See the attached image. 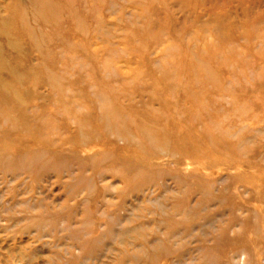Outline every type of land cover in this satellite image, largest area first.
Returning a JSON list of instances; mask_svg holds the SVG:
<instances>
[{
	"label": "rangeland",
	"instance_id": "obj_1",
	"mask_svg": "<svg viewBox=\"0 0 264 264\" xmlns=\"http://www.w3.org/2000/svg\"><path fill=\"white\" fill-rule=\"evenodd\" d=\"M51 1L47 21L0 0V154L65 153L32 170L0 160V264H264V0ZM140 123L166 140L140 149ZM195 135L197 151L173 145ZM136 155L204 176L211 197L189 177L195 213L170 218L181 187L128 182Z\"/></svg>",
	"mask_w": 264,
	"mask_h": 264
},
{
	"label": "bare ground",
	"instance_id": "obj_2",
	"mask_svg": "<svg viewBox=\"0 0 264 264\" xmlns=\"http://www.w3.org/2000/svg\"><path fill=\"white\" fill-rule=\"evenodd\" d=\"M32 1V7H34L36 14H37V18L39 20H41L42 18L44 20H51V18L53 16H56L58 14V10L55 6V4H53L54 2H52L51 0H31ZM31 5V4H30ZM55 6V7H54ZM60 11V10H59ZM27 12V11H26ZM34 13V12H33ZM24 17V16H23ZM3 64V59L2 56L0 54V66ZM26 101V100H25ZM3 108V107H2ZM0 108V109H2ZM2 116L6 117V119L9 118V113L7 108H4V110H1ZM9 115V116H8ZM15 117V116H14ZM116 120L119 119L118 114H116L115 116ZM119 121V120H118ZM121 122V121H120ZM119 134H126L128 136L132 135L130 134V131H126L123 132V128L119 129ZM134 132L135 134H137V146L140 147V149H144L148 148V149H152V147L154 146V143H158V141L162 140V142H164L167 138V133L165 132H160L157 131L155 128H152L148 125H145L143 123H140L139 125H136V127L134 128ZM139 134V135H138ZM173 139H175V142L177 144H174L173 141V145L176 148H181L183 151H186L188 149V145L189 147L192 146V144H194V146H196V151L197 148H200L203 145L204 141H207V138L205 135L203 136H199V135H195L193 140L190 142L188 140V138H181V136H172ZM169 139V138H168ZM129 143H133L132 138L128 139ZM152 143V144H149ZM172 145V146H173ZM173 146V147H174ZM187 147V148H186ZM226 148L231 149L233 151H237V146L233 145V144H226ZM139 149V150H140ZM205 150V149H204ZM138 151V150H137ZM18 153V154H17ZM172 152H169V156H171ZM205 153V152H204ZM64 150L63 149H57V148H53L52 145L49 146H38V147H31L28 150H18L16 153H2L0 154V160L2 159L1 162H4L5 164H7V162H11L12 164L14 163V165L16 166H21V167H25L29 170L32 169H38V168H43L44 167V163L45 161H48L49 164H55L56 162H60L61 159H63L64 156ZM5 156V159L3 158ZM9 159H7L8 157H10ZM14 157V159H12V157ZM63 157V158H62ZM197 159V158H194ZM66 160V158L64 159ZM131 165L128 166V168L126 167H121V171L122 173L128 177V182L130 180V182H134V183H139V185L144 186V185H155L157 184V181L162 177L169 174L170 176H172L177 184L181 187V195H179L178 197L174 196L177 200V202L174 203V206H169L171 208V211L169 213V217L170 218H174L176 216H178L179 214L182 215V218H188L191 215H194L195 213V208H192L190 206V204L187 202V193L190 191L191 186L190 184L187 183V181H185L186 179H188L189 177L192 178L193 180V184L195 187H197V189H202V198L206 199L207 197H211V183H207L206 180L204 179V176L196 174L192 175V176H185V174H183L182 172H175L174 170H167L164 166H158L157 164H155V162H153V159H147L144 157H138L136 156H132L131 157ZM198 160V159H197ZM202 160V159H201ZM182 162V159L180 160ZM63 162V161H61ZM203 164L207 166V163L204 161H198V165L203 167ZM231 166V165H230ZM205 167V166H204ZM167 170V171H166ZM83 175L78 176V179L80 181V183H88L85 182V177H83ZM261 178V176H253L252 177V187L255 190V188L257 189V193H258V183L257 180L259 181ZM251 180V178H250ZM209 184V185H208ZM256 191V190H255ZM166 192V191H165ZM161 203V202H160ZM164 203L161 204L162 207ZM166 205V204H164ZM168 207V206H166ZM165 208V207H164ZM169 234H167V236H171V238H179V236L182 234L183 231H180L179 228L177 227H170L169 228ZM194 231V230H193ZM183 238V237H182ZM161 245L160 250L164 249V251L166 252V254L163 257L168 258V256H170L171 253L173 252H177L176 255L178 257L184 255V252H180L181 249L179 248H171L168 246V244L170 243L169 241L165 243H162V240L159 242ZM215 256V257H214ZM157 256H153L151 259V261H156L158 260V258H156ZM203 261L205 264H222V262H220L219 256L218 255H214V254H208L206 253L204 255Z\"/></svg>",
	"mask_w": 264,
	"mask_h": 264
}]
</instances>
